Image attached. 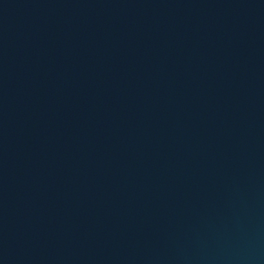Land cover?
Masks as SVG:
<instances>
[{
	"label": "water",
	"instance_id": "obj_1",
	"mask_svg": "<svg viewBox=\"0 0 264 264\" xmlns=\"http://www.w3.org/2000/svg\"><path fill=\"white\" fill-rule=\"evenodd\" d=\"M0 264H264V0H0Z\"/></svg>",
	"mask_w": 264,
	"mask_h": 264
}]
</instances>
